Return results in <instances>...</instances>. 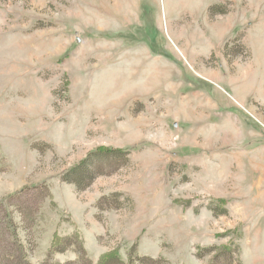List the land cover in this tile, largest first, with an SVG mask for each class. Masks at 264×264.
<instances>
[{"label": "rangeland", "instance_id": "1", "mask_svg": "<svg viewBox=\"0 0 264 264\" xmlns=\"http://www.w3.org/2000/svg\"><path fill=\"white\" fill-rule=\"evenodd\" d=\"M173 2L0 0V201L31 263L264 264V0Z\"/></svg>", "mask_w": 264, "mask_h": 264}, {"label": "trees", "instance_id": "2", "mask_svg": "<svg viewBox=\"0 0 264 264\" xmlns=\"http://www.w3.org/2000/svg\"><path fill=\"white\" fill-rule=\"evenodd\" d=\"M99 153H123L121 150L111 149L107 147H100L97 150ZM93 153H91L92 155ZM88 159L84 160L81 166H86ZM80 166V167H81ZM80 167H76L79 169ZM74 168L72 172H75L77 169ZM88 170H86L87 172ZM64 181L72 184H77V182L66 177ZM78 186V184H77ZM78 232L74 233L70 240L78 239ZM56 242L52 243V246L47 254V258L41 264H53L51 256L55 253H63L67 249L61 250L56 247ZM33 248L27 241L24 242L18 235V227L13 221L12 215L9 210L6 209L3 202L0 201V264H33L29 260V253ZM75 252L78 254V260L74 262H68L66 264H91L87 260L85 252L82 247H78ZM112 261H119L118 255L108 254L101 257L97 264H113ZM138 264H171L164 259H141Z\"/></svg>", "mask_w": 264, "mask_h": 264}, {"label": "bare ground", "instance_id": "3", "mask_svg": "<svg viewBox=\"0 0 264 264\" xmlns=\"http://www.w3.org/2000/svg\"><path fill=\"white\" fill-rule=\"evenodd\" d=\"M178 2H179V0H177ZM196 0H181V3H180V5H181V7L183 8V7H185V5L187 4H191V5H189V6H187V7H190V6H192L193 4H194V2H195ZM197 1H199V0H197ZM169 3H170V1H169ZM172 3H174L173 2V0H171V4ZM170 6V5H169Z\"/></svg>", "mask_w": 264, "mask_h": 264}]
</instances>
